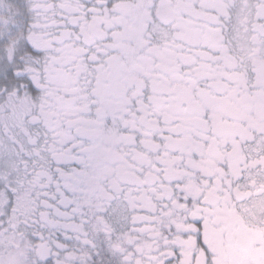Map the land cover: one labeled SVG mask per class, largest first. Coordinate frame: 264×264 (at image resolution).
<instances>
[{
    "label": "snow or ice",
    "instance_id": "snow-or-ice-1",
    "mask_svg": "<svg viewBox=\"0 0 264 264\" xmlns=\"http://www.w3.org/2000/svg\"><path fill=\"white\" fill-rule=\"evenodd\" d=\"M0 264H264V0H0Z\"/></svg>",
    "mask_w": 264,
    "mask_h": 264
}]
</instances>
